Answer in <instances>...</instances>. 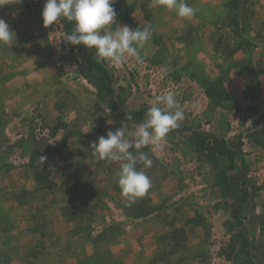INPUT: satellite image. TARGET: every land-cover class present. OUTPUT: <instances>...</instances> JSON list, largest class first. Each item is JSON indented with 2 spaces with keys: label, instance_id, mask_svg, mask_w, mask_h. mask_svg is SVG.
Segmentation results:
<instances>
[{
  "label": "rangeland",
  "instance_id": "1",
  "mask_svg": "<svg viewBox=\"0 0 264 264\" xmlns=\"http://www.w3.org/2000/svg\"><path fill=\"white\" fill-rule=\"evenodd\" d=\"M44 3L0 6L15 33L0 43V264H264V0H187L190 19L116 0L108 31L150 23L153 35L143 63L96 62L112 97L82 74L93 68L63 39L70 22L44 26ZM168 91L184 119L159 149H130L152 164L137 163L151 188L129 205L119 162L97 161L90 142L121 122L132 131L143 119L128 113ZM197 136L234 163L197 152Z\"/></svg>",
  "mask_w": 264,
  "mask_h": 264
},
{
  "label": "clouds",
  "instance_id": "2",
  "mask_svg": "<svg viewBox=\"0 0 264 264\" xmlns=\"http://www.w3.org/2000/svg\"><path fill=\"white\" fill-rule=\"evenodd\" d=\"M20 3L22 0H0V6L6 3ZM116 0H45L41 16L44 26L57 22L61 17L74 22L70 34L64 40L72 45L83 44L89 50H95L97 63L110 62L120 65L128 58H135L138 63L144 62L140 50L151 40L153 26L146 23L142 28L118 25L116 30L108 31L107 26L115 23L116 11L113 7ZM155 6H163L173 11L180 18L190 19L198 9L187 0H154ZM15 33L9 24L0 19V43L12 45ZM158 105H162L158 106ZM127 121L132 119L127 115ZM184 112L171 91L156 97V102L144 112L143 120L132 131L128 124L121 122L115 131L109 130L90 142L92 155L97 161L119 162L114 174L121 195L129 205L144 197L151 188V180L136 165L142 162L150 167L151 159L144 152L134 155L130 149L137 150L149 146L153 151L161 147L167 134L180 126ZM128 137H131L129 139ZM42 162L44 157H40Z\"/></svg>",
  "mask_w": 264,
  "mask_h": 264
},
{
  "label": "trees",
  "instance_id": "3",
  "mask_svg": "<svg viewBox=\"0 0 264 264\" xmlns=\"http://www.w3.org/2000/svg\"><path fill=\"white\" fill-rule=\"evenodd\" d=\"M74 28V22H70V33ZM80 45H74L73 47V52L74 54L79 53L78 57V61L80 63V65L83 67L84 64V68L91 67L93 69L90 70V72L85 73L84 71H82V74H84L85 78L91 79L92 77H94L96 79V81L94 82L96 86H98L101 90H105L107 95L109 97L113 96V90L111 88V82L110 80H108V73L105 72V70H103L102 68H97L94 71V67H96V61L95 60H91V58H88L86 56L82 55V50H81V46ZM90 61V65L87 64ZM87 64V65H86ZM144 111H135V112H130L128 113L129 115L132 116V119L135 121L141 120L144 118ZM121 118H125L124 114H120ZM127 117V116H126ZM174 135V133L172 134ZM191 142L194 143L193 147L197 152L203 153V152H208V153H216V151H219L220 148H218V144L220 143L219 140H217L216 138L212 137V136H205V137H201V136H197L196 138L191 137ZM218 149V150H217ZM219 158H223L224 156H228L231 164L234 163L233 157L231 156V151L230 150H222L218 153ZM228 188H232L233 186L230 187L229 184H227ZM239 210V206H236L234 211ZM241 232L239 231V235ZM242 239L244 240L245 238L242 237ZM245 241V240H244ZM248 243V242H246ZM245 246V245H244ZM255 248V246H253ZM248 257L245 258V260L242 262V264H257V261L255 259H252L253 255L249 254L247 255ZM250 256V258H249Z\"/></svg>",
  "mask_w": 264,
  "mask_h": 264
}]
</instances>
